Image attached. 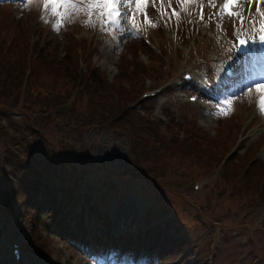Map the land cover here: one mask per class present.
Instances as JSON below:
<instances>
[{"label":"rangeland","instance_id":"1","mask_svg":"<svg viewBox=\"0 0 264 264\" xmlns=\"http://www.w3.org/2000/svg\"><path fill=\"white\" fill-rule=\"evenodd\" d=\"M40 2L0 0L5 37L0 36V50L7 39L9 48L19 52L21 33L26 34L28 43L21 53L23 73L29 71L30 81L25 91L22 76L10 90L0 89V258L9 264H39L41 259L51 264H114L84 254L81 246L44 230L34 215L19 208L29 183L24 189L23 181L13 183L6 191L12 175L51 179L54 185L61 174L80 185L78 193L86 196L83 204L96 201L101 206L87 207L91 223L97 220L96 228L103 223L113 236L124 231L125 224L129 230H142L150 210L147 223L157 228L163 221L171 231L185 234L178 246L157 256L156 261L164 256L162 264H264V199L252 186L257 170L262 168L257 183L264 176V114L258 111L254 86L264 76V63L260 59L251 74L226 93L219 87L222 64L231 55L234 22L220 18L218 0L215 7L209 0L187 5L178 0L150 2L146 10L151 5L158 15L149 10L147 16L162 27L146 26L144 15H136L140 32L151 45L141 40L133 49L120 46L118 36L130 28L124 20L120 27L97 22L93 28L83 23L88 17L81 12L57 31L56 18L39 7ZM256 7L254 0L245 4V17ZM260 7L264 9V4ZM125 9L133 14L135 4ZM173 9L179 17L172 15ZM161 10L166 14L161 16ZM63 50L71 54L80 50L81 58L63 57ZM138 54L154 66V75L137 74L134 90L112 102L113 92L124 93L131 81L127 75H112ZM93 65L108 75L96 74ZM182 70L193 74L195 90H181ZM78 74L91 76V91L77 81ZM191 91L198 98L190 101ZM25 93L45 103L51 99L47 103L51 107L40 111L34 100H25ZM229 98L233 110L220 114L217 105ZM141 116L145 122H140ZM29 158L39 163L28 169ZM75 205L78 217L84 218L83 205ZM76 216L72 222L81 229ZM8 239L23 245L21 260L10 258ZM144 262L142 258L139 264Z\"/></svg>","mask_w":264,"mask_h":264},{"label":"snow or ice","instance_id":"2","mask_svg":"<svg viewBox=\"0 0 264 264\" xmlns=\"http://www.w3.org/2000/svg\"><path fill=\"white\" fill-rule=\"evenodd\" d=\"M32 3L33 0H28ZM43 7L46 12H49L52 16L56 18L53 25L54 30L59 31L63 23L72 21L75 18V14L84 12L88 17L83 21L87 26L95 28L97 22L101 24L110 23L120 27L121 20H124L130 25L129 30L136 36H140L141 32L139 30V25L136 23V14L142 13L145 17L144 24L151 27L159 26L158 22L150 20L147 16V5L151 2L156 3V0H41ZM164 0H160L163 4ZM182 5H187L195 3L196 0H178ZM253 0H223L221 7V19L225 16L233 17L239 23V30L236 35L240 37L239 44L237 45L240 50H243L241 46H244L248 41H252L258 36L260 42H264V9L260 7L264 4V0H254L257 4L255 14H250L249 17H245L243 13V8L245 4H251ZM135 4V10L133 16L129 17L125 8H131ZM171 0H169V4ZM209 3L214 7L216 6V0H209ZM166 14L161 10V16ZM95 15L96 20L91 19ZM172 15L179 17L180 13L173 9ZM259 17L257 20L256 17ZM200 18L203 19V6L201 5ZM249 24L250 27L245 29L244 25ZM247 36V40L244 38ZM255 89L257 92V108L261 114H264V82H256ZM248 92H251V87H249ZM195 100L196 97H193ZM232 99H225L221 101L218 105V111L220 114L227 115L233 109L231 108ZM223 105V106H221Z\"/></svg>","mask_w":264,"mask_h":264},{"label":"trees","instance_id":"3","mask_svg":"<svg viewBox=\"0 0 264 264\" xmlns=\"http://www.w3.org/2000/svg\"><path fill=\"white\" fill-rule=\"evenodd\" d=\"M20 38V44L18 46L19 52L16 53L13 49H10V52H5L4 50L0 51V89L7 88L8 90H10L11 83L17 81L20 73L25 67V56L21 53V50L22 48H25V44L28 43V38L26 34L23 33H21ZM122 42L123 45H126L127 47L133 49L138 43H141V39L131 32H126L122 37ZM68 45L69 44H67V49ZM69 50L66 57L74 58ZM73 75L74 77H76L75 72L73 73ZM195 150H198V154L201 153V150L198 147H196ZM30 164L31 163L27 161L28 168L30 167ZM8 166L9 165H6V167ZM261 169L262 168H260V170H257V174L255 173V178L252 180L254 181L252 183V186H255V188L257 187V181L260 178ZM8 175L11 176L10 173ZM12 176H14L13 182H11L10 185L6 187V191H10L11 189L9 188H13V183L20 184V182L23 181L25 184L23 185V189L27 188L26 183H29V187L27 188V191H25L26 195L21 197L20 200L24 203L22 206H25L27 211L35 216L34 218L36 220V223L38 225H42V227L44 228H53L54 232L57 235H61L63 237L65 235H71L72 231L70 230L71 228L70 223L67 220V215L70 212V205L72 203V189L68 186H65L66 177H62V185L63 187H66L67 192L66 194L64 193L61 197H58L56 190L52 191L47 189V187L43 184V180H40L37 177L32 179L25 178L24 176L19 178L16 175ZM33 188L34 192H31L30 190ZM262 192L264 193V187L262 189ZM113 243L117 248L122 247V244H118L117 241H113ZM171 246H160L158 254L160 253V251L164 253L165 248H171ZM163 259L164 256L160 258L161 261H163Z\"/></svg>","mask_w":264,"mask_h":264},{"label":"bare ground","instance_id":"4","mask_svg":"<svg viewBox=\"0 0 264 264\" xmlns=\"http://www.w3.org/2000/svg\"><path fill=\"white\" fill-rule=\"evenodd\" d=\"M3 243V242H2ZM3 247V246H2ZM5 247V246H4ZM11 258V257H10Z\"/></svg>","mask_w":264,"mask_h":264}]
</instances>
